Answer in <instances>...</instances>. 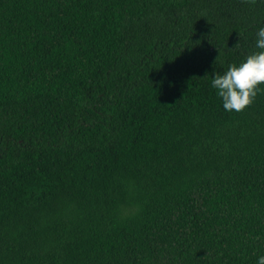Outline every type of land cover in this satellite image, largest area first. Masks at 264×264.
<instances>
[{
	"label": "trees",
	"instance_id": "1",
	"mask_svg": "<svg viewBox=\"0 0 264 264\" xmlns=\"http://www.w3.org/2000/svg\"><path fill=\"white\" fill-rule=\"evenodd\" d=\"M262 24L264 0H0V264H255L264 91L227 111L211 79Z\"/></svg>",
	"mask_w": 264,
	"mask_h": 264
},
{
	"label": "clouds",
	"instance_id": "2",
	"mask_svg": "<svg viewBox=\"0 0 264 264\" xmlns=\"http://www.w3.org/2000/svg\"><path fill=\"white\" fill-rule=\"evenodd\" d=\"M256 48L242 62L230 64L223 72H216L211 86L222 99L227 111H241L264 91V24L256 31ZM255 264H264V254L256 257Z\"/></svg>",
	"mask_w": 264,
	"mask_h": 264
}]
</instances>
